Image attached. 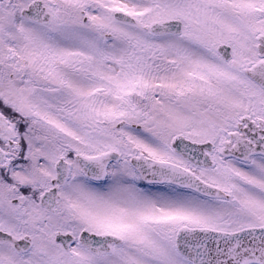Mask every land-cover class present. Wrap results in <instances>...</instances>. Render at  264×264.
Returning <instances> with one entry per match:
<instances>
[{"label": "snow or ice", "instance_id": "1", "mask_svg": "<svg viewBox=\"0 0 264 264\" xmlns=\"http://www.w3.org/2000/svg\"><path fill=\"white\" fill-rule=\"evenodd\" d=\"M0 264H264V0H0Z\"/></svg>", "mask_w": 264, "mask_h": 264}]
</instances>
